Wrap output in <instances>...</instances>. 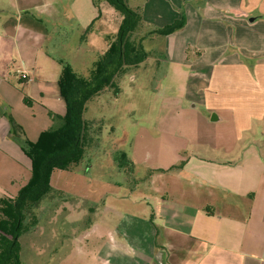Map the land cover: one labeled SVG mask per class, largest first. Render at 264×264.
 I'll return each mask as SVG.
<instances>
[{
    "label": "crops",
    "instance_id": "0c3cea01",
    "mask_svg": "<svg viewBox=\"0 0 264 264\" xmlns=\"http://www.w3.org/2000/svg\"><path fill=\"white\" fill-rule=\"evenodd\" d=\"M94 1L99 5L103 0ZM183 1L145 0L138 9L144 23L159 28L179 19L177 6L185 5L186 26L167 37L165 60L191 63V82L199 89L191 92L193 106L216 111L205 113L212 115L207 133L214 140L222 138L220 147L190 140L188 146L226 155L243 142V154L236 162L188 157L185 146L168 165L154 168L151 177L117 179V186L139 196L133 198L135 206H120L118 200L127 199L115 195L113 205L106 207L113 208V227L103 224L102 230L112 236L113 247L100 248L97 264H264V0ZM96 5L93 0H0V199L17 196L32 176L30 159L7 140L9 126L18 122L14 113H35L34 104L40 103L41 113L55 114L41 103L62 98L60 76L49 70L54 59L43 53L53 30H46L47 35L37 31L33 15H45L48 24L59 19L68 25L86 22L81 26L85 32L103 15ZM100 32L109 46L113 31ZM189 47L194 51L188 60ZM95 63L83 69L92 71ZM227 125L231 146L224 142L230 133ZM52 193L68 199L63 210L68 223L77 227L74 214L84 208L74 201H85L80 192L52 187ZM99 225L83 227L77 238L97 236Z\"/></svg>",
    "mask_w": 264,
    "mask_h": 264
},
{
    "label": "rangeland",
    "instance_id": "374dc122",
    "mask_svg": "<svg viewBox=\"0 0 264 264\" xmlns=\"http://www.w3.org/2000/svg\"><path fill=\"white\" fill-rule=\"evenodd\" d=\"M103 1L96 5V1L93 0L103 15L99 16L93 26L92 23H87L92 27H86L85 32L81 26L86 22L68 25L59 19L48 24L45 15L37 12L33 15L39 20L36 24L33 23L37 31L47 35L46 30H53L45 42L43 53L54 59L51 64L54 68H49L54 76H60L63 63L75 69L79 76L89 78L91 69L84 70L83 67L92 68V63L99 60L109 47L100 30L104 33L113 31L111 40L114 41L122 16L105 0ZM126 1L134 10L141 8L145 2ZM183 2L187 3L186 0ZM177 8L181 9V16L186 11L185 5ZM87 13L86 7L85 15ZM54 25L58 26L55 30ZM168 36L154 34L152 38L143 42L145 50L149 53L148 58L139 67L129 68L116 79L118 94H115L113 89H108L87 103L84 118L87 121H94L90 133L95 139V144L92 149H86L84 159L78 168L72 172L56 171L51 178L52 187L66 190L73 188L85 199L83 203L76 199L74 201L84 208L81 213L74 214L80 223L76 222L79 223L77 227L73 223H68V213L63 210L67 198L61 193L49 194L30 212L29 219L36 216L38 223L20 239L23 264H97L95 262L100 248L113 247L112 236H107L104 233L105 229L102 230L103 224L108 228L113 227V208L106 207L113 205L115 195H125L127 199L126 202L118 200L120 206H135L133 198L137 201L136 197L139 196L124 185H116L117 179L121 182L129 175L127 169L119 170L116 162L122 153L129 159L132 158L137 165L134 177L138 178L151 174L154 168L161 166L160 164L168 165L177 156L178 149L185 146L187 155L200 154L205 158L212 157L232 162L240 160L243 142L238 145L239 149L237 147L235 151L226 155L204 150L195 151L194 147L188 146L190 142H206L220 147L222 138L219 136L217 141L210 138L207 133V126L210 124L206 121H211L212 115L205 117V113L213 114L216 111H209L203 105L193 106L191 92L198 88L191 82L195 73L191 63L165 60ZM86 37L87 42L85 39L82 40ZM193 51L191 47L187 49L188 60L192 57ZM19 83L17 82L18 85ZM229 88L232 90L231 86ZM216 92L218 96L221 95L220 87ZM39 104H34L35 113H14L18 122L9 126L8 142L20 147V140L37 143L41 132L57 128L60 123L57 116L63 117L67 113L63 98L41 103L56 112L53 116L52 113H41ZM227 127L230 133L224 137V142H229L228 146H231L233 137L230 126ZM260 145L263 146L264 142ZM261 154L264 156V150ZM181 157L185 158L184 155ZM94 207L100 208L99 211L92 212L91 208ZM84 210L85 213H82ZM95 222L100 224L97 236L104 233L101 237L93 235L86 241H83L82 237L77 238L84 232L83 227L89 229Z\"/></svg>",
    "mask_w": 264,
    "mask_h": 264
},
{
    "label": "trees",
    "instance_id": "16d2710c",
    "mask_svg": "<svg viewBox=\"0 0 264 264\" xmlns=\"http://www.w3.org/2000/svg\"><path fill=\"white\" fill-rule=\"evenodd\" d=\"M105 1L122 16L114 41L96 61L89 78L79 76L70 66L61 63L63 68L58 86L66 102V115L57 116L60 121L57 128L42 132L37 143L20 140L21 148L31 161L32 176L17 196L7 194L0 199V264H23L20 239L38 223L36 216L29 219L30 212L51 192L52 174L78 168L86 149L93 148L95 139L90 130L94 121L84 118L87 103L108 89L118 94L116 79L129 68L139 67L148 58L149 53L143 45L146 39L154 34H174L182 30L187 22L185 13H182L171 24L149 30L151 27L143 22L140 9H132L126 0ZM116 162L119 167L127 169L134 180L135 162L125 153L120 154Z\"/></svg>",
    "mask_w": 264,
    "mask_h": 264
},
{
    "label": "built area",
    "instance_id": "2783aa9c",
    "mask_svg": "<svg viewBox=\"0 0 264 264\" xmlns=\"http://www.w3.org/2000/svg\"><path fill=\"white\" fill-rule=\"evenodd\" d=\"M21 77L23 79H29V76L27 74H25L24 72H21Z\"/></svg>",
    "mask_w": 264,
    "mask_h": 264
}]
</instances>
